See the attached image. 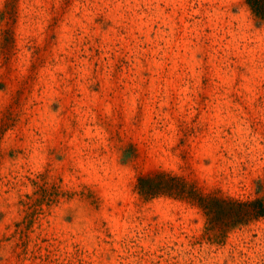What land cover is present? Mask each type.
<instances>
[{"label": "rangeland", "instance_id": "obj_1", "mask_svg": "<svg viewBox=\"0 0 264 264\" xmlns=\"http://www.w3.org/2000/svg\"><path fill=\"white\" fill-rule=\"evenodd\" d=\"M257 200L244 0H0V264H264Z\"/></svg>", "mask_w": 264, "mask_h": 264}, {"label": "trees", "instance_id": "obj_2", "mask_svg": "<svg viewBox=\"0 0 264 264\" xmlns=\"http://www.w3.org/2000/svg\"><path fill=\"white\" fill-rule=\"evenodd\" d=\"M246 5L249 7L251 13L258 19L264 21V0H244ZM233 203H235L233 201ZM236 205L238 207H246L248 209L251 208L253 205H256L253 208V215L257 217H264V206L260 200L252 201V202H237ZM250 205V206H249ZM251 214L252 212H248ZM248 215V214H246Z\"/></svg>", "mask_w": 264, "mask_h": 264}]
</instances>
